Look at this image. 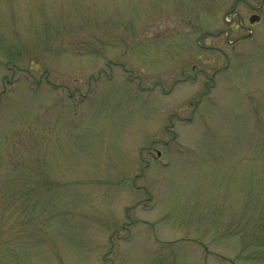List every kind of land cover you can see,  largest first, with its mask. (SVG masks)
I'll list each match as a JSON object with an SVG mask.
<instances>
[{
  "label": "rangeland",
  "instance_id": "rangeland-1",
  "mask_svg": "<svg viewBox=\"0 0 264 264\" xmlns=\"http://www.w3.org/2000/svg\"><path fill=\"white\" fill-rule=\"evenodd\" d=\"M0 264H264V0H0Z\"/></svg>",
  "mask_w": 264,
  "mask_h": 264
},
{
  "label": "flooded vegetation",
  "instance_id": "flooded-vegetation-1",
  "mask_svg": "<svg viewBox=\"0 0 264 264\" xmlns=\"http://www.w3.org/2000/svg\"><path fill=\"white\" fill-rule=\"evenodd\" d=\"M250 19H251V21L254 20V19H257V16L256 15H252Z\"/></svg>",
  "mask_w": 264,
  "mask_h": 264
}]
</instances>
